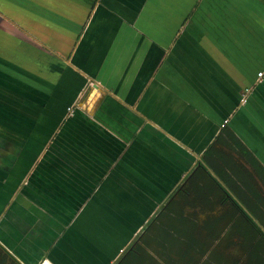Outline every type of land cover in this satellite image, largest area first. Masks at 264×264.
I'll return each instance as SVG.
<instances>
[{
	"label": "crops",
	"instance_id": "crops-1",
	"mask_svg": "<svg viewBox=\"0 0 264 264\" xmlns=\"http://www.w3.org/2000/svg\"><path fill=\"white\" fill-rule=\"evenodd\" d=\"M0 245L264 264V0H0Z\"/></svg>",
	"mask_w": 264,
	"mask_h": 264
},
{
	"label": "trees",
	"instance_id": "trees-1",
	"mask_svg": "<svg viewBox=\"0 0 264 264\" xmlns=\"http://www.w3.org/2000/svg\"><path fill=\"white\" fill-rule=\"evenodd\" d=\"M2 248L3 247L0 245V251L3 252L2 255L0 254V264H6V262H9L10 264H21L17 260H15L8 252L3 250Z\"/></svg>",
	"mask_w": 264,
	"mask_h": 264
},
{
	"label": "rangeland",
	"instance_id": "rangeland-1",
	"mask_svg": "<svg viewBox=\"0 0 264 264\" xmlns=\"http://www.w3.org/2000/svg\"><path fill=\"white\" fill-rule=\"evenodd\" d=\"M0 254L2 255L3 254V252L2 251H0ZM7 260V259H6ZM8 261V260H7ZM6 264H10L9 262H6Z\"/></svg>",
	"mask_w": 264,
	"mask_h": 264
},
{
	"label": "built area",
	"instance_id": "built-area-1",
	"mask_svg": "<svg viewBox=\"0 0 264 264\" xmlns=\"http://www.w3.org/2000/svg\"><path fill=\"white\" fill-rule=\"evenodd\" d=\"M262 75H263V72H260V73H259V76H262Z\"/></svg>",
	"mask_w": 264,
	"mask_h": 264
}]
</instances>
